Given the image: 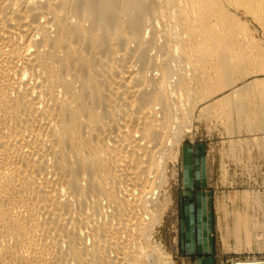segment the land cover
<instances>
[{
  "label": "bare ground",
  "instance_id": "obj_1",
  "mask_svg": "<svg viewBox=\"0 0 264 264\" xmlns=\"http://www.w3.org/2000/svg\"><path fill=\"white\" fill-rule=\"evenodd\" d=\"M247 26L264 0H0V264H172L171 154L213 74L258 73Z\"/></svg>",
  "mask_w": 264,
  "mask_h": 264
},
{
  "label": "rangeland",
  "instance_id": "obj_2",
  "mask_svg": "<svg viewBox=\"0 0 264 264\" xmlns=\"http://www.w3.org/2000/svg\"><path fill=\"white\" fill-rule=\"evenodd\" d=\"M247 30L248 55L261 54L251 64L258 73L213 74L208 99L171 154L160 192L167 207L153 241L172 264L264 262V39ZM196 144L209 168L203 184H187L182 150Z\"/></svg>",
  "mask_w": 264,
  "mask_h": 264
},
{
  "label": "crops",
  "instance_id": "obj_3",
  "mask_svg": "<svg viewBox=\"0 0 264 264\" xmlns=\"http://www.w3.org/2000/svg\"><path fill=\"white\" fill-rule=\"evenodd\" d=\"M205 152V147L198 144L183 148L182 157L186 167L187 184L194 181L204 183L206 170L209 168V160Z\"/></svg>",
  "mask_w": 264,
  "mask_h": 264
},
{
  "label": "water",
  "instance_id": "obj_4",
  "mask_svg": "<svg viewBox=\"0 0 264 264\" xmlns=\"http://www.w3.org/2000/svg\"><path fill=\"white\" fill-rule=\"evenodd\" d=\"M241 264H247V263H241ZM259 264H264V262H260Z\"/></svg>",
  "mask_w": 264,
  "mask_h": 264
}]
</instances>
